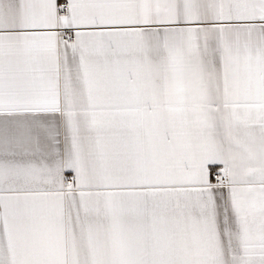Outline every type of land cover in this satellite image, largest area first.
I'll use <instances>...</instances> for the list:
<instances>
[{
  "label": "snow or ice",
  "instance_id": "snow-or-ice-1",
  "mask_svg": "<svg viewBox=\"0 0 264 264\" xmlns=\"http://www.w3.org/2000/svg\"><path fill=\"white\" fill-rule=\"evenodd\" d=\"M0 264H264V0H0Z\"/></svg>",
  "mask_w": 264,
  "mask_h": 264
}]
</instances>
